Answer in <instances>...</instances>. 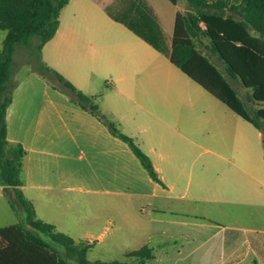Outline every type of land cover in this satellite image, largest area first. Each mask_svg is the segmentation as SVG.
<instances>
[{
    "label": "crops",
    "instance_id": "obj_1",
    "mask_svg": "<svg viewBox=\"0 0 264 264\" xmlns=\"http://www.w3.org/2000/svg\"><path fill=\"white\" fill-rule=\"evenodd\" d=\"M168 2L68 0L40 54L94 97L161 183L73 94L30 68L12 80L4 116L8 144L23 149L21 190L37 218L91 243L90 261L264 264L261 132L170 61L178 6ZM142 246L150 257H125ZM26 255L55 264L44 248Z\"/></svg>",
    "mask_w": 264,
    "mask_h": 264
},
{
    "label": "trees",
    "instance_id": "obj_2",
    "mask_svg": "<svg viewBox=\"0 0 264 264\" xmlns=\"http://www.w3.org/2000/svg\"><path fill=\"white\" fill-rule=\"evenodd\" d=\"M68 0H0V29L5 31L0 48V185L6 201L17 216L15 224L0 228V264H36L26 255L30 247L44 248L55 256V264H126V261H90L91 243L76 242L35 215L21 190L19 144L6 138L5 110L11 101L13 60L24 48L31 69L52 76L73 94V100L99 118L119 139L126 142L149 176L161 183L149 157L133 140L115 128L98 109L94 97L79 91L41 59V48L59 24V14ZM173 4L177 0H169ZM188 13L176 12L169 52L170 61L186 75L215 95L231 110L261 132L264 149V106L247 107L231 81L250 90L247 100L264 104V0H186ZM199 36L208 42L203 44ZM194 40L207 50L196 49ZM154 45V44H153ZM212 56V61L209 57ZM223 65V71L218 66ZM151 249L142 246L125 257L148 258Z\"/></svg>",
    "mask_w": 264,
    "mask_h": 264
},
{
    "label": "rangeland",
    "instance_id": "obj_3",
    "mask_svg": "<svg viewBox=\"0 0 264 264\" xmlns=\"http://www.w3.org/2000/svg\"><path fill=\"white\" fill-rule=\"evenodd\" d=\"M162 2L164 4H166V7L168 9L172 8V4H170V2H168V0H162ZM176 4L178 6V12L179 13H181V14L186 13V12L188 13L186 0H177ZM4 34H5V31L0 29V48H1V42H2V39L4 37ZM199 38L201 39L203 44L208 42V40L205 37L199 36ZM194 44L196 46V49L199 50L202 54H206L207 53V50L202 45H200L197 42V40H194ZM209 58L212 61L214 60V58H212V56H210ZM30 62H31V60H29V56H28L27 50L24 49V48L17 49L16 52H15V55H14L13 73H12L11 79L15 80V77H17V75L23 74V73H25V71L30 69L31 68V63ZM34 72L39 74L36 71H34ZM39 75H41V74H39ZM41 76L45 77L44 79L50 84H53V85L54 84L55 85L59 84L57 82V80H55L51 76H48V75H41ZM231 84H232L233 88L235 89V91H236L237 95L239 96V98L242 99L243 101L247 102L246 105H247L248 108H249L248 105L255 107V105L251 101L247 100L246 95L248 94V92H245V90H244L243 86L240 84V82H232ZM62 89H65V88L62 87ZM66 93H70V92L67 91ZM17 220H18L17 216L10 209V207H9L7 201H6V198L3 195V193H2V189H0V226H5V225H8V224H12L14 222H17ZM92 256L93 255L90 254L89 258H92ZM120 258L122 259V257H120ZM123 259L126 260V258H123Z\"/></svg>",
    "mask_w": 264,
    "mask_h": 264
}]
</instances>
